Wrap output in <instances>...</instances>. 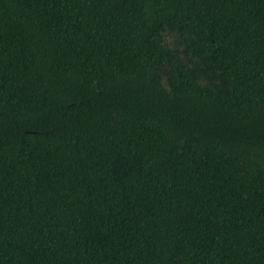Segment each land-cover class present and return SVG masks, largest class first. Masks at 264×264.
Here are the masks:
<instances>
[{
	"label": "trees",
	"instance_id": "16d2710c",
	"mask_svg": "<svg viewBox=\"0 0 264 264\" xmlns=\"http://www.w3.org/2000/svg\"><path fill=\"white\" fill-rule=\"evenodd\" d=\"M0 264H264V0H0Z\"/></svg>",
	"mask_w": 264,
	"mask_h": 264
}]
</instances>
